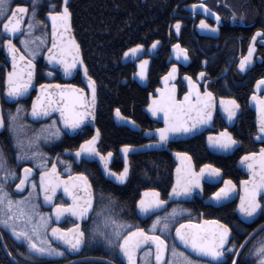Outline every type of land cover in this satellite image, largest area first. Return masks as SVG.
Returning a JSON list of instances; mask_svg holds the SVG:
<instances>
[{
    "label": "snow or ice",
    "instance_id": "1",
    "mask_svg": "<svg viewBox=\"0 0 264 264\" xmlns=\"http://www.w3.org/2000/svg\"><path fill=\"white\" fill-rule=\"evenodd\" d=\"M68 3L69 0H63L62 7L58 3L48 5L49 10L45 18L39 19V0H31L30 4L16 3L14 7L12 0H0V48H5L11 57V68L3 82V92L8 101L23 98L37 87L35 79L40 57L50 66L62 71L65 76H72L82 70L83 78L87 80L86 87L58 82L39 84L30 110L23 104H16L14 111L5 110L0 105V131L6 133L4 139L0 140V228L8 230L12 237L25 245L23 255L28 258L26 264H38L39 260L45 257H63L69 254L68 250L80 249L85 244L86 230L81 223H74L70 228H60L59 224L52 223L53 213L56 221L68 213L84 221L96 210V193L85 172L61 176L57 167L60 154L58 153L56 160L52 161L48 153L39 149L42 141L59 138L63 130L78 132L95 121L97 82L90 75L80 43L72 34V13ZM190 8L193 15L200 9L214 17L215 23H209L204 18L199 20L198 27L202 31L218 33L221 30L223 16L219 11L211 9L203 0L192 3ZM48 20L51 22L50 33L47 31ZM231 20L239 24L245 22L244 16L235 11L231 13ZM181 26L182 21L176 20L174 27L177 33L180 32ZM41 28L43 31H40ZM38 31L39 35L36 34ZM5 36L9 38L4 39ZM260 37H264V27L256 29L247 46V52L239 55L236 65L238 71L246 72L254 64L257 40ZM159 44L160 41L154 39L149 49H155ZM171 48L172 55L177 60L190 59L189 49L179 40L173 43ZM144 50L143 43H135L124 50L123 57H139L143 55ZM204 63L207 64V59ZM148 67L149 58L145 56L144 59L138 60L137 71L133 75L145 79ZM177 74L178 65L173 63L161 77L164 87L155 90L159 95L150 94L147 108L153 116L162 115L163 125L145 131L158 139L149 140L147 145L122 144V170L114 171L109 166L113 152L101 151V130L98 127L94 134L83 139L79 147L74 149L75 158L98 157L103 163L105 174L124 183L129 177L130 151L151 147L153 144L163 146L176 135L195 134L213 123L218 107L229 123L238 116L241 109L239 100L235 96H221L217 103L215 93L208 87V81L204 80L206 72L203 70L196 74L200 82L187 72L184 73L188 90L184 92L183 98L179 99L176 85L172 83ZM47 75L52 77L54 73L49 69ZM201 83L204 85L203 91ZM260 92H264V76L256 80L249 97V103L256 110L257 127L254 135L261 142V146L258 151H246L239 157L240 165L248 170L247 178L240 180L239 186L232 179L224 178L223 184L207 196L209 203L220 204L232 200L238 193L236 211L245 223H252L264 215V95H260ZM115 113L118 118L136 123L131 117H124L119 107L115 109ZM44 118H50V123L42 124L39 129L32 131L28 119ZM207 141L208 145L218 152H231L241 143L228 127L219 132H209ZM175 155L180 162L176 165L175 179L166 198L162 197L158 188L153 187L144 188L139 199L135 201L136 211L140 216L154 217L151 224L138 227L116 216L104 217L105 228L110 225L111 231H105L103 236L112 246L114 255L117 258H125L127 264H227L226 257L235 253L231 256L232 264H240L239 257L247 247V242L256 237L248 255L253 257L255 264H264V224L249 232L243 241L234 240L233 227L229 223L219 218L207 219L206 213L201 211L195 218L185 219L175 225V235L171 243L169 242L166 237L172 235L174 222L182 219L185 214L191 217L192 209L180 204H173L168 209V205L173 200L188 199L197 190L203 194L205 181L209 184L219 183L223 176L222 169L212 163L201 164L197 170L188 152H176ZM32 161L36 163L32 164ZM21 163L24 166L19 169L18 165ZM63 163L69 165L67 171L71 172V161ZM36 165L43 169L39 173L38 181L33 179ZM13 184L14 189L11 188ZM61 188L65 196L71 198V203H56L55 198ZM24 192L27 195L15 194ZM41 194L45 205H54L52 212L38 211ZM108 196L111 197V194ZM104 198L105 194L101 193L100 199ZM110 207L111 200L97 212V216L103 214L104 208ZM156 213L162 214L155 215ZM97 232L99 226L94 224V237ZM258 232L260 234L257 236ZM49 233L56 241L62 242L61 246L53 242ZM2 234L0 232V235ZM178 243L182 247H178ZM11 254L9 252V255ZM16 264L20 262L17 261ZM111 264H115V260H112Z\"/></svg>",
    "mask_w": 264,
    "mask_h": 264
},
{
    "label": "flooded vegetation",
    "instance_id": "2",
    "mask_svg": "<svg viewBox=\"0 0 264 264\" xmlns=\"http://www.w3.org/2000/svg\"><path fill=\"white\" fill-rule=\"evenodd\" d=\"M163 1L167 4V20L163 28L164 34L158 39L160 44L157 48L149 49L153 40L146 41L143 43L145 45L143 55H140L139 57L131 56L125 63L121 62L123 53L120 57V64L124 70V76L127 77L130 84H134L136 88L143 92L144 101L139 107L141 125L137 121L135 123V125L139 127V131H131L126 127L117 126L114 124L112 118L115 127L124 128L129 132L136 134L138 140H123L121 144L111 148L109 140H102L101 132V138L99 141L101 151L107 153L108 150H112L113 152L109 166L113 168L114 171H120L123 169L124 161L119 152L122 144L147 145L149 140H156L154 135L145 137V130L161 127L163 123L150 118L144 111V108L147 107L151 99L150 94L158 95L155 90L158 87L163 88L164 82L161 77H163V75L171 68L173 63H177L178 65V74L172 83L176 85L177 97L179 99H182L184 92L188 90V82L184 79V73L187 72L200 82L199 77L196 74L203 70L206 72L204 80L208 81V87L215 93L217 103L221 96H235L241 104L239 114L233 122L229 123L223 115L219 113L217 108L210 128H205L200 133L190 137L171 139L162 149L130 153L129 177L127 181L121 184H115L105 179L96 161L75 158L74 149L79 147L80 142L94 134L95 128L98 127L100 129L96 124V117L95 128L88 125L78 132L63 130V134L59 138L42 141L39 145V149L48 153L52 158V161L56 160L58 153L60 154V161L57 162V167L60 170L61 176L66 177L76 172H85L89 180L92 182L94 190L96 184L99 185V182H104L102 190L111 192L112 194L111 197L108 196L109 193L105 194V198L108 200L102 201L101 206L103 207L111 200V207L104 208V212L100 216H93V212L90 217L80 222L77 217H71L67 214L61 217L59 221H56L53 216L52 223L54 225L59 224L60 228H70L74 223H81L86 230V242L82 248L69 250V254L63 257L41 258L38 264H111L112 260H115V264H127L126 259L120 257L117 258L114 255L112 246H110L104 239L103 233L105 231H111L110 225L105 228L104 217L116 216L119 219L128 221L138 227H147L151 224L154 217L150 216L145 218L140 216L136 211L135 201L139 199V195L144 188L153 187L158 188L161 191L162 197L166 198V194L171 189V184L174 182V168L176 163L172 153L176 152H188L192 156L193 162L197 166V170H199L201 164H215L222 169L223 176L219 180V183L209 184L205 181V192L203 194L197 190L187 200L172 201L168 205V209H170L173 204H180L185 208L192 209L191 217L185 214L182 219H178L174 222L171 228L172 235L166 237L170 243L175 235V225L182 223L185 219L195 218L201 211L206 213L205 218L207 219L219 218L225 223H229L230 226L233 227L234 240L243 241L244 237L247 236L249 232L254 228H257L258 225L264 224V215H261L252 223H245L240 218L239 213L236 211V204L239 202L238 193L232 200L220 204L214 202L209 203L207 200V196L223 184L224 178L232 179L239 186V181L247 178V175L237 168L239 157L246 151H258L261 146V142L254 135L256 131L255 112L250 109L248 102L256 80L260 76H264V59H262L264 58V37H260L257 40V52L255 54L256 60L254 64L246 72L238 71L236 65L238 64L239 55L247 52V46L253 33L257 28L264 27V0H220V2H218V0H203V2L207 3L211 9L219 11L223 16V26L218 33L202 31L198 27L201 18L207 19L209 23H215L213 16L203 13L200 9L197 10L196 15H193L190 5L199 2V0ZM16 3L30 4L31 0H12L13 7ZM52 3H58L61 7L63 6V0H39V19L45 18V14L49 10L48 5ZM228 5H231V7H228ZM68 7L70 9V0ZM232 11L237 12L238 15L242 14L245 18V22L243 24L233 23L231 20ZM176 20L182 21L179 33L176 32L174 27ZM71 26L72 34L76 38L72 25V16ZM40 31H43V28H41ZM47 31L49 33L51 32L50 20L47 21ZM36 34L39 35V31ZM7 38L9 37H4V39ZM16 39L18 40V37ZM177 40L189 49L190 59L188 61L177 60V58L172 55L171 45ZM21 50L23 51V48H21ZM25 54L27 55V52H25ZM145 56L149 58L148 74L145 79H140L138 76H134L133 73L137 71L138 60L144 59ZM205 59H207V64L204 63ZM10 68L11 57L8 55L5 48H0V105H2L5 110L12 109L14 111L16 104H23L30 110L32 99L35 97L37 87L41 83L51 84L58 82L60 84H76L80 87H86L82 79L81 71L74 73L72 76H65L62 71L50 66L43 57H40L35 79L37 87L31 90L30 93L23 98L8 101L3 92V82L6 78V73ZM49 69L54 73V76L49 77L47 75ZM127 79L125 77L122 78L121 84L126 85ZM203 89L204 85L201 83V91H203ZM259 94L264 95V92H260ZM156 117L162 118V115ZM28 123L32 125V131H34L39 129L40 125L50 123V118H45L39 121L28 119ZM225 127H228L229 131H231L241 143L236 146L233 151L225 155L211 153L206 147V135H208L209 132H219ZM5 136L6 133L0 131V140H3ZM177 136L182 135H176V137ZM65 149H71L72 151L66 152ZM144 154H150L160 158L167 155L166 158L168 159L169 167L165 170L159 168L149 170V172L154 173L152 175L153 177L148 178L147 180H145L142 175L144 172L148 171L140 168L137 170L138 177L135 180V193L133 195H128L130 194L129 192L126 195L127 189L131 187L129 186V182L131 179L132 159L136 157L139 159ZM63 161H71V172L67 171L69 165L64 164ZM35 163V161H32V164ZM23 166V163H21L18 165V168L22 169ZM49 167H51V162H49ZM36 169L33 179L38 181L39 173L43 169H40L39 165H36ZM163 172L166 174L165 178L158 176V174ZM14 187V184L11 185L12 189H14ZM115 191L122 193L123 197L118 195L119 199L116 200L112 196L113 193L116 194ZM15 194L27 195L26 192ZM55 199L56 203L72 202L70 197L65 196L62 188L58 190V195ZM42 201L43 195L41 194L38 201L40 204L38 211L44 213L52 212L54 205H45ZM168 209H165V211ZM161 214L162 213H156L155 215ZM94 224L99 226V232L95 234V237L93 236ZM0 232L3 233L0 235V264H16L17 261H19L20 264H26L28 258L23 255L26 250L25 245L12 237L8 230L0 228ZM259 234L260 233L258 232L257 236ZM255 239L256 237H253L252 240L247 242V247L244 248L243 253H241L239 257L240 264H255L253 257L248 255L249 249L252 247V241ZM177 246L180 247L179 245ZM9 252L12 254L9 255ZM232 255H235V253L226 257L227 264H232ZM92 258L104 259L108 261V263L92 260Z\"/></svg>",
    "mask_w": 264,
    "mask_h": 264
},
{
    "label": "trees",
    "instance_id": "3",
    "mask_svg": "<svg viewBox=\"0 0 264 264\" xmlns=\"http://www.w3.org/2000/svg\"><path fill=\"white\" fill-rule=\"evenodd\" d=\"M72 25L77 41L80 43L85 63L89 73L97 82L96 124L102 132V140H109L111 148L121 144L123 140H138V136L124 128H117L112 122V112L119 107L126 117H133L140 125L139 107L142 104L143 92L130 84L124 76L120 64L121 54L135 43H144L159 39L164 34L167 20V4L163 0H70ZM126 85H122V78ZM165 156V157H164ZM163 158L143 155L133 158L131 164V179L126 195L135 193L137 170H147L142 177L147 180L153 177L155 168L169 167L167 155ZM165 178L163 172L158 174ZM104 182L95 185L96 210L93 216L102 208L100 199ZM132 188V189H131ZM113 197L117 200L122 193L115 191ZM102 215V214H101Z\"/></svg>",
    "mask_w": 264,
    "mask_h": 264
},
{
    "label": "water",
    "instance_id": "4",
    "mask_svg": "<svg viewBox=\"0 0 264 264\" xmlns=\"http://www.w3.org/2000/svg\"><path fill=\"white\" fill-rule=\"evenodd\" d=\"M130 57H131V56H129V57H127V58H124L123 55H122V57H121V62L125 63ZM81 72H82V70H81ZM82 79H83V82L85 83V85H87V80H86L85 78H83V72H82ZM163 87H164V86H163ZM38 90H39V89H38V87H37V92H38ZM253 90H254V87H253ZM157 94L159 95V93H157ZM36 95H37V93H36ZM36 95H35V96H36ZM34 98H35V97H34ZM149 102H150V101H149ZM218 103H219V101H218ZM248 103H249V102H248ZM249 107H250L251 110H253V111L255 112V124H256V110H255V107L252 106L250 103H249ZM218 110H219V113L222 115V112H221V110L219 109V107H218ZM144 111L149 115L150 118H152V119H156V120L161 121V122L163 123V119H162V118H157L156 116H153L152 113H151V111H150L147 107L144 108ZM95 117H96V109H95ZM112 118H113V122H114V124L117 125V126L126 127V128H128L129 130H131V131H139V127L136 126L135 124H132V123H131L130 121H128V120L118 118V117L116 116L115 110L113 111V117H112ZM44 119H45V118H44ZM30 120H32V121H39V120H33V119H30ZM40 120H43V119H40ZM89 126L95 128V121H94V123L89 124ZM210 127H211V125L205 126L202 130H204L205 128H210ZM256 127H257V125H256ZM95 129H96V128H95ZM202 130L198 131V132L195 133V134L200 133ZM195 134H191V135H182V136H177V137L174 136V137H172V139L179 138V137H181V138H186V137L193 136V135H195ZM144 136H145V137H150L151 135H148L147 133H145ZM154 136H155V135H154ZM207 137H208V135H206V147H207V149H208L211 153H214V154H224V155L227 154V153H230V152H218V151L213 150V149L208 145ZM155 139H158V137L155 136ZM170 140H171V139H170ZM170 140H169V141H170ZM165 145H166V144H165ZM162 148H164V145H163V146H155V145H152L151 147H144V148H137V149H134V150L130 151V153H135V152H146V151L158 150V149H162ZM119 152H120V154H121V158H122L123 161H124V157H123V153H122V151L119 150ZM172 156H173L174 161H175V163H176V165H177V164L180 162V160L177 158V156L175 155V153H172ZM88 160H94V161H96V163H97L98 167L100 168V171H101V173H102V175H103V177H104L105 179H107V180H109V181H111L112 183H115V184H121L120 182L114 180L112 177H110V176H108V175L105 174L104 167H103V163L99 160L98 157H96V158H88ZM109 163H110V161H109ZM237 168H238L239 170H241L243 173H245L246 175H248V170H247L246 168L242 167V166L240 165L239 161H238V163H237ZM175 169H176V166H175V168H174V179H175ZM182 200H187V199H182ZM173 201H179V200H173ZM67 215H69V216H71V217H74V216H72L70 213H68ZM53 216H54V213H53ZM80 221H81V220H79V222H80ZM50 238L53 239V242H54L56 245L61 246L62 242L56 241L55 238L51 237V235H50ZM178 245H179V243H178ZM179 246L182 247L181 245H179ZM68 251H69V250H68ZM189 251H190V250H189ZM120 258L125 259V258H123L122 256H121ZM92 260H96V261H101V262L108 263V261H106V260H104V259H100V258H92Z\"/></svg>",
    "mask_w": 264,
    "mask_h": 264
}]
</instances>
